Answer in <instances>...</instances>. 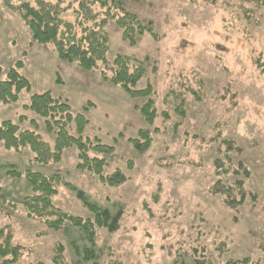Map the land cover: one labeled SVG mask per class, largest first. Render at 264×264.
<instances>
[{
	"label": "rangeland",
	"instance_id": "rangeland-1",
	"mask_svg": "<svg viewBox=\"0 0 264 264\" xmlns=\"http://www.w3.org/2000/svg\"><path fill=\"white\" fill-rule=\"evenodd\" d=\"M125 6L153 25L158 39L146 34L132 46L110 21L105 28L108 60L118 53L135 59L146 70L139 87L149 81L158 112H169V119L156 118L160 132L143 155L128 142L145 126L138 108L143 101L104 81L99 70L86 71L59 59L52 46L33 44L20 16L0 0V66L7 73L23 58L22 73L31 83L18 102L0 105V122H20L26 115L21 126L31 128L34 118L38 132L54 145L44 119L24 108L31 95L50 90L89 118L85 136L113 145L124 134L106 171L121 168L128 177L119 187L102 184L76 168V147L66 150L60 163L32 165L62 177L58 207L84 218L91 216L84 203L101 207L105 225L92 247L98 256L84 262L90 244L81 229L54 231L26 218L21 202L32 187L25 176H7L4 166L15 164L24 172L33 154L0 145L3 195L17 204L13 210L0 196V227L11 224L15 243L27 250L17 264H55L58 242L65 246L68 264H197L196 259L223 264L246 257L264 264V0H125ZM75 17L73 9L65 15L68 22ZM76 34L78 39L87 35L82 27ZM88 102L94 106L84 112ZM224 140L233 150L232 165L246 167L250 174L243 185L244 203L237 209L214 193L219 178L226 185L243 178L216 174L218 160L228 163Z\"/></svg>",
	"mask_w": 264,
	"mask_h": 264
},
{
	"label": "trees",
	"instance_id": "trees-1",
	"mask_svg": "<svg viewBox=\"0 0 264 264\" xmlns=\"http://www.w3.org/2000/svg\"><path fill=\"white\" fill-rule=\"evenodd\" d=\"M4 5L18 14L31 32L33 44L52 46L59 59L69 63H78L86 71L101 72L104 81L121 87L131 98L142 100L138 106L144 118L145 126L141 127L136 137L128 142L134 150L143 155L149 151L153 143V135L160 132L154 127L155 120L160 115L169 119V112L159 113L155 103V90L147 81L139 87L146 75L145 68L135 59L125 54H115L112 61L108 60L110 40L107 30L108 23L115 22L122 31V36L130 45L135 46L138 38L149 34L158 39L155 27L138 14L128 10L125 0H3ZM77 4V7L75 6ZM73 9L76 14L74 22L65 18L67 12ZM82 27L84 35L78 39L76 28ZM25 66L23 58L17 60L7 71L0 66V105H10L18 102L23 91L31 90L30 80L22 73ZM57 82H62L58 77ZM94 106L88 102L84 112ZM25 109L35 112L44 119L46 130L54 136V145L38 132L39 124L36 119L30 121L33 127L23 128L26 115L20 116V122L6 119L0 122V145L6 150L22 153L29 150L33 155L28 161L27 170L20 171L15 164L5 165L6 175L19 179L25 176L32 187V193L22 199L26 218L39 221L46 229L61 231L68 226L81 229L90 244L84 249L83 261H94L98 254L92 247L96 244L99 230L105 225L101 207L96 202H86L84 207L91 216L84 218L73 212L64 210L55 204V197L59 193L60 175H47L33 169L35 163L49 165L60 163L66 150L77 148L78 162L76 168L94 175L99 182L110 187H119L127 182L124 170L116 168L107 172L109 157L116 151L115 144L124 138L121 132L114 139V144H106L99 137L85 136L86 127L90 120L84 113H75L68 100L55 97L50 90L31 95L30 102ZM182 108V106H178ZM184 112V110H183ZM227 144L223 156L228 163L217 161L218 176L227 174L242 175L235 185H226L219 178L214 186V193L222 195L226 206L237 209L244 203L245 190L243 185L249 177L246 167L236 168L231 161V146ZM242 165V164H240ZM32 166V167H31ZM132 161H128V169H133ZM4 187L0 181V196L3 205L13 210L17 204L7 201L3 195ZM12 212L4 211L8 215ZM44 228L43 234L47 233ZM14 230L11 224L0 227V264H17L26 254V247L15 243ZM65 246L58 242L55 247L53 261L55 264H68L65 258ZM197 264H214L211 259H196ZM36 264H46L44 261ZM223 264H259L250 258H232Z\"/></svg>",
	"mask_w": 264,
	"mask_h": 264
}]
</instances>
